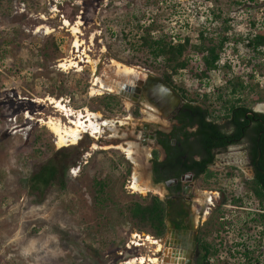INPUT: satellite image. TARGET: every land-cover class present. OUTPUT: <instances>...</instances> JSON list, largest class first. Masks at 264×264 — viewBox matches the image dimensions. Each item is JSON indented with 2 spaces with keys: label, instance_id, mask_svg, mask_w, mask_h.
I'll return each mask as SVG.
<instances>
[{
  "label": "rangeland",
  "instance_id": "374dc122",
  "mask_svg": "<svg viewBox=\"0 0 264 264\" xmlns=\"http://www.w3.org/2000/svg\"><path fill=\"white\" fill-rule=\"evenodd\" d=\"M247 1L0 0V264H130L133 260L139 264L135 244L140 232L128 220V206L156 194L133 193L128 180L134 166L113 143L99 145L86 133L77 144L60 147L46 123L68 125V118L51 100L61 102L67 112L98 113L117 121L130 117L114 95L108 100V93H93L94 82L100 78L107 83L122 79L133 83L114 61L139 67L136 78L142 69L161 75L160 63L150 65V59L132 44L152 27V36L171 45L189 41L184 56L189 67L179 71L174 81L190 98L216 116L223 114L222 102L216 100L220 95L230 100L240 97L242 104L264 113V56L246 47L248 37L264 32V25L259 21V6ZM65 21L71 27L64 26ZM77 24L79 33L74 34L72 26ZM201 31L209 44L211 40L217 44L225 34L228 37L219 71L209 73L207 87L192 75L204 69L208 47L199 37ZM76 40L79 49L73 48ZM70 58L77 65L59 67ZM229 80H241L248 89L233 96ZM205 95L210 101L206 104ZM108 102L112 105L105 107ZM128 122L131 126L119 136L134 132L137 121ZM39 147L45 157L36 152ZM138 149L141 152L139 145ZM232 153L228 161L240 163L241 170L221 168L218 183L206 185L207 191L217 187L226 194L221 191L212 201L218 213L213 218L228 222L207 240L214 247L221 244L219 240L224 243V259L210 264H256L245 253L261 247L256 233L261 226L249 221L246 213L257 214L259 206L244 182L249 169L242 153ZM48 160L58 163L64 187L57 183L35 192L30 177ZM98 178L106 183L102 194L96 186ZM100 196L109 200L97 201ZM197 197L200 203L205 200Z\"/></svg>",
  "mask_w": 264,
  "mask_h": 264
},
{
  "label": "flooded vegetation",
  "instance_id": "af4514ba",
  "mask_svg": "<svg viewBox=\"0 0 264 264\" xmlns=\"http://www.w3.org/2000/svg\"><path fill=\"white\" fill-rule=\"evenodd\" d=\"M204 45L205 47L211 46L207 40ZM113 65L116 67L115 64ZM142 70L144 73L142 72V75L137 78L136 74L122 71L123 74L132 76L133 83L123 82V79L121 82L108 83L111 91L104 92L117 97L121 106H124L126 113L130 115V117L123 118L122 121H137L132 134L126 136L122 134L112 141H108V143H113L115 146L121 143L138 144L141 148L142 158L146 160L144 169L149 175L150 181L153 186L158 187L163 192L162 195L156 194L164 203L165 208L162 233L156 232L151 235L137 230L140 234H137L139 242L135 244L137 249L136 261L139 264H210L214 259L219 262L224 259L221 256L223 254L222 249H224L221 246L224 243L217 240L221 244L214 247L207 240L213 231L222 229L228 223L224 217L213 218L218 213L216 208L213 209L212 201L220 197L223 190L214 187V190L207 191L205 183L208 182L215 186L221 179L219 178L220 174L222 175L221 168L241 170L240 163L228 161L232 156L229 154L238 150L242 153L246 161L245 166L249 169L248 173L244 174V182H247L249 186L259 182L262 183L261 185L264 184V179L257 180V173L259 172L264 176V170L260 168L257 160L254 162L253 150L256 146L251 139L253 138L254 123L259 120L254 118L253 114L259 112L250 109L245 114V120L249 121L245 129L241 131L242 134L239 138H232L227 141L226 145L214 146L209 151H199L197 139L202 122L201 115L193 109L200 107L202 110L208 109L210 113L212 111L207 106L193 101L187 93H183L174 87L162 75L149 69ZM158 77L167 85V90L159 86ZM90 83L93 86V81ZM114 91L116 94H112ZM89 93L91 94V91ZM123 99L127 100V103ZM210 113L205 115L206 123L228 126L229 120L214 119ZM143 115L147 117L145 118ZM215 116L216 114L213 115V117ZM218 116L224 118V115ZM129 123L120 127L119 134L123 132L122 130L126 126H131V122ZM223 130L227 135H231L233 132L230 126ZM260 133H264V131ZM257 144H259L258 139ZM143 154H146L147 157L145 158ZM125 157L133 165L126 155ZM173 162L176 163L170 165ZM201 168L205 169L197 176L193 169L199 170ZM208 175H212V178L206 181ZM129 180L128 182L131 183L133 177ZM197 196L205 199L204 201L202 199L203 203H200ZM255 199L259 206L257 214H251L253 212L246 214L247 219L256 227L261 226L256 233L262 242L261 247L253 246L246 251L245 256L247 255L249 262L259 264L264 263V209L261 208L256 197ZM252 238L255 237L251 235L250 239ZM252 242L256 243V240ZM209 245L216 251L208 252ZM141 261L143 262L141 263Z\"/></svg>",
  "mask_w": 264,
  "mask_h": 264
},
{
  "label": "trees",
  "instance_id": "16d2710c",
  "mask_svg": "<svg viewBox=\"0 0 264 264\" xmlns=\"http://www.w3.org/2000/svg\"><path fill=\"white\" fill-rule=\"evenodd\" d=\"M255 26L253 23L252 26ZM152 27L146 28L144 34L136 41L134 46L136 47L137 52H142L145 56V59H150L148 62L150 65L152 63L159 62L160 68H157L161 75L174 87L179 89L181 92L185 93V91L178 87L176 82L174 81V76L178 75L179 71L186 70L189 67L188 62L185 60L184 56L189 47V41H184L177 45H171L169 42L164 40L163 38H156L152 36L151 31ZM200 39L203 41L208 40L206 33L204 31L200 32ZM212 44L210 47L206 48L205 55H203V66L204 69L199 72L195 71L192 73L193 76L197 77L199 81H201L203 87L208 86L209 81V73L214 71H219L220 62L222 59L221 50L223 49L225 43L228 41V37L226 34L218 41L217 44ZM246 47L251 49L252 52L257 55L264 56V32L260 31L255 33L253 36L250 35L246 40ZM208 42V41H207ZM131 44V45H132ZM54 51H57V48H54ZM143 60V59H142ZM158 63V65H159ZM224 67L230 68L229 65H225ZM231 85V93L233 96L239 95V93L244 92L248 89L247 83H244L241 80L231 81L229 80ZM106 97V96H105ZM105 99L112 100L113 96L107 95ZM193 101L197 102L194 98ZM217 101L222 102L221 112L223 111V117H213V113L209 112L208 109L202 110L200 107H196L193 110L201 115V129L199 130V136L197 139V146H199V151L207 150L209 151L212 147H220L226 145L228 140L232 138H239L240 134H242V130L245 129L248 121L245 120V114L250 110L246 105L241 103V98H234L233 100L225 99L221 95L216 98ZM208 96L205 95L203 98V103L208 102ZM210 102V101H209ZM206 104V103H205ZM111 102L106 103L105 107H110ZM137 113V112H136ZM214 119L222 118L226 121L229 120L228 126L232 128V134L227 135L224 128L228 126L224 125H214L205 122V115H208ZM254 118H258V122L254 123L253 132L251 138L256 146L253 150V158L254 162L258 159V147L261 150V156L258 160V165L262 170H264V133H260L264 131V113H254ZM260 134V135H259ZM259 136V144H257V137ZM258 146V147H257ZM41 156L45 157L46 152L43 151L41 147L37 149V151ZM176 162L170 163V165L175 164ZM195 164L198 165L197 162ZM192 170L191 167H189ZM205 168H201L199 170H194L196 175L198 176ZM212 178V175H208L207 180ZM264 179V176L261 173H257V180L261 181ZM30 188L31 190L42 193L49 187L56 185L57 183H61L64 187V183L60 178L59 165L57 162L53 160H48L45 164L41 165L40 168L30 177ZM96 186L99 187V192L102 194L106 187V183L104 179L98 178L96 179ZM206 185L209 183L206 182ZM259 182L256 185L250 186L251 193L254 198L256 197L260 202L261 208L264 209V184ZM100 202H107L109 199L100 196V198L96 199ZM164 203L160 201L157 196H151L150 199L146 202L143 200H138L137 202L132 203L128 206V220L135 226L137 230L143 231L147 234H158L162 233L163 227V218H164ZM109 237V236H108ZM118 238L121 240V237L118 235ZM120 240H117L120 241ZM114 242V241H113ZM208 252L216 251L211 245L207 248Z\"/></svg>",
  "mask_w": 264,
  "mask_h": 264
},
{
  "label": "bare ground",
  "instance_id": "6f19581e",
  "mask_svg": "<svg viewBox=\"0 0 264 264\" xmlns=\"http://www.w3.org/2000/svg\"><path fill=\"white\" fill-rule=\"evenodd\" d=\"M64 25L68 26L69 25L68 21H65ZM78 25L80 24L72 26V31L74 34L79 33ZM69 27H71V25H69ZM74 47L79 49L80 43L78 40L75 41ZM113 64L123 67V71L130 74H136L138 70L134 67H128L116 63L115 61L113 62ZM74 65H77V63L74 61V58H70L62 62L59 67L67 69L69 67H73ZM102 80L100 78H97L94 82V87H93V91H94L93 93L99 96L106 91L109 92L111 91V88H109L108 83ZM94 88H96V90ZM51 103L55 104L56 105L55 107L57 109L66 112V114L63 115L68 118V122H67L68 125L63 124L60 121H53V120H49V122L46 123L48 128L56 135L57 144L60 147L68 146L70 144L71 145L77 144L79 140L82 138V136L86 133L93 139L100 140L104 136H107L105 140L112 141L114 138L119 137L118 134H119V130H121L120 127L122 125L130 124L129 122H126L127 120L124 121H122L123 119L121 121H117L118 119L112 120L103 117L101 114L98 113H87L86 115H84V113L82 112H78V113H72L71 111L67 112L66 107L63 106L61 102L51 100ZM148 106L152 108L149 104ZM149 114L147 115L149 116ZM95 148L97 149L96 143H94V149ZM115 148H117L118 150H122V152L128 157V159L132 162L134 166L133 181L130 183L131 184L130 188L131 190H133V193H137L141 195H147L149 193H154V194L160 193L161 195L163 194V192L160 191L158 187L153 186L152 182L150 181V177L144 169L143 160H141L142 159L141 152L138 149L137 144L121 143L118 144ZM142 262L143 261H141V263ZM130 264H135V260L130 261Z\"/></svg>",
  "mask_w": 264,
  "mask_h": 264
},
{
  "label": "built area",
  "instance_id": "2783aa9c",
  "mask_svg": "<svg viewBox=\"0 0 264 264\" xmlns=\"http://www.w3.org/2000/svg\"><path fill=\"white\" fill-rule=\"evenodd\" d=\"M247 4H249L250 6H259V8L261 9V20L259 21L264 25V0H248Z\"/></svg>",
  "mask_w": 264,
  "mask_h": 264
},
{
  "label": "water",
  "instance_id": "95a60500",
  "mask_svg": "<svg viewBox=\"0 0 264 264\" xmlns=\"http://www.w3.org/2000/svg\"><path fill=\"white\" fill-rule=\"evenodd\" d=\"M157 82L159 83V86H160V87H162L163 89L167 90V85H165L164 82H163L159 77L157 78ZM259 140H260V138H258V142H259ZM98 141H99L100 144H101V143H108V141L105 140L104 137L101 138V139L98 140ZM257 151H258V159H257V162H258V160H259V158H260V156H261V151H260L259 148H258Z\"/></svg>",
  "mask_w": 264,
  "mask_h": 264
},
{
  "label": "clouds",
  "instance_id": "9594fccd",
  "mask_svg": "<svg viewBox=\"0 0 264 264\" xmlns=\"http://www.w3.org/2000/svg\"><path fill=\"white\" fill-rule=\"evenodd\" d=\"M107 136H104V138L106 139Z\"/></svg>",
  "mask_w": 264,
  "mask_h": 264
}]
</instances>
